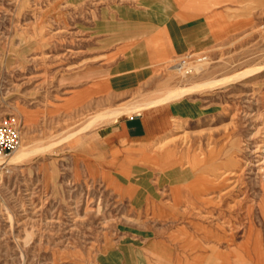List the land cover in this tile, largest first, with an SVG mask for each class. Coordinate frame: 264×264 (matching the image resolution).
Returning a JSON list of instances; mask_svg holds the SVG:
<instances>
[{
	"label": "rangeland",
	"instance_id": "374dc122",
	"mask_svg": "<svg viewBox=\"0 0 264 264\" xmlns=\"http://www.w3.org/2000/svg\"><path fill=\"white\" fill-rule=\"evenodd\" d=\"M136 1L0 0V120H17L28 146L0 165V264H264V0H232L248 17L232 38L184 48L149 74H112L119 90L57 108L119 65L109 33ZM187 52L205 60L185 72ZM225 75L237 77L175 100L183 116L148 144V183L192 179L180 202L174 185L173 201L168 184L141 186L132 200L74 176L77 149L115 120L103 111Z\"/></svg>",
	"mask_w": 264,
	"mask_h": 264
},
{
	"label": "crops",
	"instance_id": "0c3cea01",
	"mask_svg": "<svg viewBox=\"0 0 264 264\" xmlns=\"http://www.w3.org/2000/svg\"><path fill=\"white\" fill-rule=\"evenodd\" d=\"M130 10V16L119 19V25L112 26L113 32L109 33V37L118 39L110 52L120 56L119 65L110 64L109 75L106 70L103 73L105 79L98 78L103 75L89 76L85 84L74 87L58 101V110L71 112L99 94L117 90L112 74H149L161 61L184 48L232 38L240 27L248 25V17L237 15L232 0H138ZM178 104L181 101L172 100L97 128L92 143L77 149L72 161L74 176L95 179L116 197L132 200L141 194V186L168 184L169 201H173L170 187L174 185L180 202L192 180L190 176L172 182L167 177L162 182L156 178L153 184L146 178L147 170L155 169L151 161L155 157L148 144L168 130L173 117L183 116Z\"/></svg>",
	"mask_w": 264,
	"mask_h": 264
},
{
	"label": "bare ground",
	"instance_id": "6f19581e",
	"mask_svg": "<svg viewBox=\"0 0 264 264\" xmlns=\"http://www.w3.org/2000/svg\"><path fill=\"white\" fill-rule=\"evenodd\" d=\"M194 55V54H193ZM195 56V55H194ZM197 57H193V60H182L181 62H179L177 65V69L181 70V71H189L191 70L192 64L196 63L195 59ZM198 61H204L205 57L202 58L201 56L196 59ZM243 72H241L242 74ZM239 74V73H237ZM235 74V75H237ZM234 75V76H235ZM234 76H221L218 79L215 78H209L207 80H202L201 83H197V84H190V85H186V86H181V87H177L174 90H171L168 94L166 93V95H162L160 98L158 97V99H155L154 101H150L148 103H143V104H138L136 106H130V105H124L122 107H118V108H113V109H107L106 111H103L101 117L106 116L107 119H116L118 116H121L122 114H127L130 115L129 113L132 112V114L139 112V109L144 108L145 106H154V105H159L161 103H166V102H170L171 100H177L178 98L182 97L183 95H186L188 93H191V91H196L199 92L198 90H202V88L204 87H214V86H218V84L221 83H227L230 80H232V77ZM237 77V76H235ZM106 119V120H107ZM28 146H24V145H20L18 144L9 155H7L6 157H4L3 159H0V165H6L7 163H11V164H16L20 161H22L25 158V153L27 151ZM10 164V165H11ZM206 264H215L213 261H209V259L207 260ZM217 264V263H216Z\"/></svg>",
	"mask_w": 264,
	"mask_h": 264
},
{
	"label": "built area",
	"instance_id": "2783aa9c",
	"mask_svg": "<svg viewBox=\"0 0 264 264\" xmlns=\"http://www.w3.org/2000/svg\"><path fill=\"white\" fill-rule=\"evenodd\" d=\"M190 53H185L183 57L178 60L181 62L185 59L188 61V58L190 57L193 59V57L195 56L190 55ZM198 56H201L202 58L205 57L203 53ZM174 64L176 63L174 62ZM19 141L20 136L18 121L12 117H10V119L0 120V159H3L7 155H9L11 151L19 144Z\"/></svg>",
	"mask_w": 264,
	"mask_h": 264
}]
</instances>
